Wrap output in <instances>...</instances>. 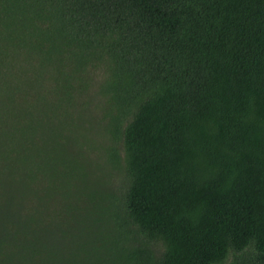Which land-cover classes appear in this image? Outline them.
I'll use <instances>...</instances> for the list:
<instances>
[{
  "label": "trees",
  "instance_id": "trees-1",
  "mask_svg": "<svg viewBox=\"0 0 264 264\" xmlns=\"http://www.w3.org/2000/svg\"><path fill=\"white\" fill-rule=\"evenodd\" d=\"M0 264H264V0H0Z\"/></svg>",
  "mask_w": 264,
  "mask_h": 264
},
{
  "label": "rangeland",
  "instance_id": "rangeland-1",
  "mask_svg": "<svg viewBox=\"0 0 264 264\" xmlns=\"http://www.w3.org/2000/svg\"><path fill=\"white\" fill-rule=\"evenodd\" d=\"M117 179H118V175H117Z\"/></svg>",
  "mask_w": 264,
  "mask_h": 264
}]
</instances>
